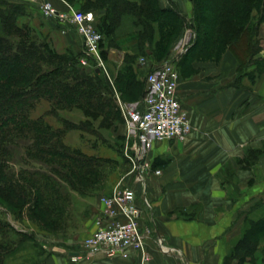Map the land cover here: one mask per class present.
<instances>
[{
	"label": "trees",
	"instance_id": "trees-1",
	"mask_svg": "<svg viewBox=\"0 0 264 264\" xmlns=\"http://www.w3.org/2000/svg\"><path fill=\"white\" fill-rule=\"evenodd\" d=\"M65 1L78 5L82 12L94 13L96 30L104 37L101 47L107 43L110 49L124 51V66L115 84L122 95L134 90L138 101L146 92V75L142 82H135L132 68L137 67V59L149 62L147 72L166 60L183 26L195 33L183 54L185 59L221 57L230 51L239 62V72L255 65V73L249 77L252 84L264 72V67L258 69L260 60L254 59L264 45V0H189L191 20L176 5L163 8L158 0ZM28 12L22 2L0 0V206L16 217L26 212L41 226L55 228L67 207L60 185L41 172L10 171L12 145L26 140V156L51 165L50 171L78 192L80 184L97 177L99 160L63 142L65 133L77 126L61 113L79 111L85 118L79 125L90 128L96 124L97 129H109L118 116L110 99L105 98L115 95L106 76L94 68L87 71L65 53L57 52L46 38L39 39L35 28L22 18ZM41 101L49 106L44 116L55 117L62 128H54L43 115L33 117ZM245 222L231 255L239 261L252 249L250 238L264 232V216ZM9 230L22 234L0 220V264H5L16 243L9 240Z\"/></svg>",
	"mask_w": 264,
	"mask_h": 264
},
{
	"label": "crops",
	"instance_id": "crops-1",
	"mask_svg": "<svg viewBox=\"0 0 264 264\" xmlns=\"http://www.w3.org/2000/svg\"><path fill=\"white\" fill-rule=\"evenodd\" d=\"M49 1L58 11L67 10L59 0ZM50 21L57 52L69 43L78 52L83 50L73 29L63 31V25ZM113 54L119 63L123 61V52ZM254 59L264 60V49ZM140 62L137 68L145 76L149 62ZM178 68L177 97L191 132L184 141L155 143L148 157L161 174L131 185L142 207L139 225L150 232L145 240L149 260L144 264H263L264 247L241 261L231 255L245 221L257 210L258 218L264 216V72L252 84L249 77L255 66L239 72V62L230 51L217 62L182 55ZM109 73L112 80L116 78L112 66ZM98 200L76 243H57L34 264H142L134 251L128 258L86 256L71 262L102 216ZM159 239L162 247L157 245Z\"/></svg>",
	"mask_w": 264,
	"mask_h": 264
},
{
	"label": "rangeland",
	"instance_id": "rangeland-1",
	"mask_svg": "<svg viewBox=\"0 0 264 264\" xmlns=\"http://www.w3.org/2000/svg\"><path fill=\"white\" fill-rule=\"evenodd\" d=\"M13 1L22 2L28 6L29 12L27 15H24L22 17L23 20L25 22L30 23L35 28L36 35L39 37V39L46 38L49 41L50 45L55 49L52 39L54 24H52L50 20H47L43 17L39 6L31 2L30 0ZM59 1L64 6L66 4L70 5L65 0ZM158 1L159 5L163 8H167L173 5H181V7H183L182 13L188 18V20L192 19V3L189 0ZM70 6L76 9L81 8L78 5ZM86 6L87 5H85L84 8H87ZM252 16L253 18H256L257 13L254 12ZM251 22L252 24L255 23V21ZM125 25L126 29H129L128 21L125 23ZM61 30L67 31L68 27L64 26L61 28ZM190 35L191 29L186 26H183L180 32V36L175 41L173 45L174 48L172 52L169 53L167 59L170 55H180L181 57V49H184L187 44L193 43V41H191ZM262 35L263 30H261L260 37H262ZM100 51L103 63L106 66L109 74L108 77L106 75L105 76L109 80L110 86L115 92V94L119 96L120 102L125 105H132L137 103L138 94H136L133 90L132 94L122 95L118 91L119 85L117 83L115 84L116 78L112 80V77L109 73L110 66H112L115 70V77H117L118 72L122 70L124 66L123 61L119 63L113 54V52L122 51L108 48L107 43H105L100 48ZM62 53H65V56L70 59H73L74 61L78 62L81 66H83L81 63V61L84 60L85 57L83 51L78 52L74 44L69 43ZM79 53H81V56L78 55ZM202 57L190 59L194 60L200 59ZM221 57L218 56L212 58L206 56L203 57L204 59L200 60L217 62L221 59ZM122 60H124V57ZM141 60L144 59L142 57L137 59L138 62ZM249 66L255 65H248V67ZM257 66L259 70L262 69V67H264V60L258 61ZM83 67H86L87 71H91L94 68L93 63L91 62ZM177 70L180 78V70L178 68V63ZM132 73L135 77V82H142V78L144 76V72L142 70H139L137 67H133ZM108 95H106L105 98L110 99L116 109L118 116V120L114 123L112 122L109 129H97L96 124H94L95 127H82L81 125H79V123L84 121L85 118L79 111L72 110L61 113L62 116H64L71 123L75 124L77 128H79L69 129L63 137V142L68 145L72 150L79 149L80 152L99 160L100 168L97 177L92 182H84L80 184V191L76 192L72 190L59 174L57 175L50 171L52 167L51 165L30 159L28 156H26L25 146L28 144L26 140L19 139L16 141L15 145H12L11 158L9 162L10 171L14 173L20 171H35L48 175L52 180H54L55 183L60 185V191L66 200L67 207H65L66 214L62 217V222L57 227L45 228L40 225L37 219L30 218L26 214V212L16 217L12 213L7 212L4 209V206H0V220L9 223L13 231L22 233L21 236H17L12 231H8L9 240H12L16 243L12 247L10 253H8V255L5 257V264H34L41 258H44L48 254L49 248H51L53 245H56L57 243H60L62 245L67 244L68 246H73L76 243L78 237L82 234L85 228L86 220L90 217L94 208L96 207L97 198L99 199L102 196H110L117 188L131 186L133 183H135V177L132 172V165L127 157V155L131 152L132 142L128 138L125 120L121 112L120 103L115 99V97L110 96V94ZM48 109V104L44 101H41L36 105L33 111V117L43 115L45 121L50 123L54 128H62V124L59 122L58 119L53 116H44V113ZM54 168L56 169L57 167L55 166ZM255 215L256 216L254 217V219H258V210L255 211ZM236 241L237 239L234 240L235 243ZM235 243L233 245V249L235 247ZM250 245L252 246V249L247 253V255H252V253L257 249H263L264 232H259L253 238L251 237Z\"/></svg>",
	"mask_w": 264,
	"mask_h": 264
},
{
	"label": "built area",
	"instance_id": "built-area-1",
	"mask_svg": "<svg viewBox=\"0 0 264 264\" xmlns=\"http://www.w3.org/2000/svg\"><path fill=\"white\" fill-rule=\"evenodd\" d=\"M37 4L43 17L73 29L82 39L83 66L93 63L94 69L108 77V71L101 57V43L104 39L95 27L93 12H82L68 4L66 11H58L49 0H30ZM191 41L195 33L191 30ZM187 44L180 51L181 56L188 50ZM180 55H173L156 64L146 73V92L141 100L132 105L120 102L128 138L132 142L131 152L127 155L132 165L136 182L147 177L158 176L160 170L154 169L148 155L153 145L164 141H184L191 132L187 113L182 109L177 97L179 73L177 63ZM142 64L145 63L141 60ZM102 216L95 222V229L85 237L80 252L72 255V263L82 257L100 256L128 258L131 251L137 252L142 264L149 260L145 250V240L149 230H142L139 220L142 207L137 202L133 186L117 188L110 196L99 198ZM158 247H162L160 239Z\"/></svg>",
	"mask_w": 264,
	"mask_h": 264
},
{
	"label": "water",
	"instance_id": "water-1",
	"mask_svg": "<svg viewBox=\"0 0 264 264\" xmlns=\"http://www.w3.org/2000/svg\"><path fill=\"white\" fill-rule=\"evenodd\" d=\"M190 46H191V45H190ZM190 46H189V47H190ZM97 71H98V70H97Z\"/></svg>",
	"mask_w": 264,
	"mask_h": 264
}]
</instances>
